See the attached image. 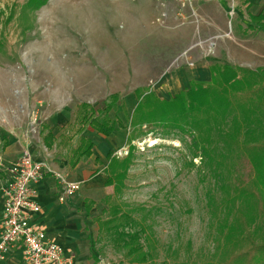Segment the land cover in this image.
Wrapping results in <instances>:
<instances>
[{
  "label": "rangeland",
  "instance_id": "obj_1",
  "mask_svg": "<svg viewBox=\"0 0 264 264\" xmlns=\"http://www.w3.org/2000/svg\"><path fill=\"white\" fill-rule=\"evenodd\" d=\"M96 1L47 0L38 7L29 0H0V117L19 118L26 140L24 150H33L56 172L81 182V190L72 196L78 202L72 215H67L77 222L69 228V255L74 264H94L93 255L100 259L98 264H129L115 227L108 223L114 207L144 227L154 246V264H206L213 259L225 264L220 256L214 257L217 243L219 254L230 250L243 229L235 216V220L224 221L229 210L218 183L219 171L228 173L224 178L232 181L250 180L255 193L261 195L254 197L263 202L264 161L246 155L233 156L220 168L215 163L203 165L204 159L194 156V134L163 124L136 130L130 121L139 88L169 99L188 87L185 82L190 79L210 80L213 63L264 66V29L247 28V0L220 1L224 9L211 11L210 19L208 14L186 8L185 16L175 13L171 24L165 16H146L142 10L134 9L131 15L103 10ZM254 1L259 10L263 3ZM161 4L180 8L175 0H161ZM136 5L135 1L134 8ZM205 74L208 78H203ZM57 92L61 105L68 98L72 114L68 123L55 127V142L49 148L42 132L47 106L39 99ZM112 95L120 99L110 116L116 123L121 120L123 126L106 138L84 122V115H93L83 103L100 109ZM206 113L201 117L209 124L214 114ZM81 126L83 134L95 143L94 153L72 168L69 159L80 144ZM128 135L135 138L134 158L123 184L106 183L107 154L129 147ZM59 195L60 205L72 198L61 202ZM233 195L235 208H249L245 218L255 215L248 207L254 197L249 202L238 189ZM85 200L94 203L90 211ZM250 229L247 227V232ZM129 230L131 227H125ZM144 238L142 235V242ZM256 257L264 258V253L250 251L242 264L253 263Z\"/></svg>",
  "mask_w": 264,
  "mask_h": 264
},
{
  "label": "trees",
  "instance_id": "obj_2",
  "mask_svg": "<svg viewBox=\"0 0 264 264\" xmlns=\"http://www.w3.org/2000/svg\"><path fill=\"white\" fill-rule=\"evenodd\" d=\"M46 2L47 0H29L28 3L40 7ZM257 27L264 29V11L260 15L251 16L248 29L255 30ZM209 69L210 80L191 79L188 87L169 99L161 98L153 90L137 89L138 101L130 126L137 130L144 125L163 124L167 127L177 128L184 133L194 134L193 146L197 150L194 156H201L204 159L203 165L209 166L215 163L220 168L233 156L243 157L246 155L255 158L254 160L264 161V66L251 68L217 62L210 65ZM119 99L118 95H112L110 101L100 109H94L91 104L83 103L84 107H90L93 115H84V122H87L93 130L105 137L110 136L112 132L123 126L121 120L116 123L110 116V112L117 106ZM202 106L208 109H202ZM206 112L214 114V119L209 124L201 117L202 114H207ZM84 129V126L79 128L80 144L72 152L70 158L72 167H76L82 158L91 157L94 153L95 143L91 138L83 135ZM134 139L128 135L129 154L123 159L112 152L107 154L109 162L106 170L109 176L106 183H114L116 186L123 184L134 158L132 151L135 147L132 146ZM48 144L51 145V141ZM226 174L228 175V173L224 174L219 171L218 178L219 186L225 192L224 198L227 203L225 208L229 210L227 214L225 213L224 221L235 220L233 218L235 216L242 223L243 230L238 243L230 250L225 249L219 254V244L217 243L214 257L215 255L216 257L220 256L225 264L231 262L242 264L241 260L247 258L250 251L259 250V254L264 253V234L261 236L257 234L259 230L264 232L262 228L264 227V201L261 202V199L258 198L261 195L255 193L250 180L232 181L224 178ZM237 189L249 198V202L254 196H258L252 200L254 204L248 206L255 212L256 217L254 215L251 218H245L249 208H235L237 205L233 192ZM242 202L244 203V201ZM86 205L90 211L94 203L92 200H86ZM112 209L114 215L108 220V223L115 227L114 233L120 237L121 246L124 247L129 258V264H154L152 260L154 246L148 239L144 227L137 225L130 215L120 209L116 207ZM229 215H231L230 218ZM242 218H245L246 224L243 223ZM125 227H131V230L125 231ZM247 227H251L248 232ZM255 234L257 238H254ZM142 235L145 236L143 242ZM232 235L233 232L227 237ZM242 245H247L251 249L245 250ZM98 259L96 257V261ZM254 262L264 264V258L256 257L253 263L244 264H255ZM206 264L217 263L213 259Z\"/></svg>",
  "mask_w": 264,
  "mask_h": 264
},
{
  "label": "crops",
  "instance_id": "obj_3",
  "mask_svg": "<svg viewBox=\"0 0 264 264\" xmlns=\"http://www.w3.org/2000/svg\"><path fill=\"white\" fill-rule=\"evenodd\" d=\"M135 1L137 3L136 8H134ZM220 1L224 0H194L192 7H189L187 9L191 8V10H193L195 14H197L196 12H201L205 16L208 14L207 17H209L210 19L211 14L213 13L211 11H213L214 9H224L223 7H221ZM247 1V6L250 7L248 10V17L250 18L251 23L252 15L257 16L264 11V0H260L263 5L259 10L255 8L256 6L254 5V0ZM96 2L99 4V8H102L103 10L106 9L110 12L120 11L122 12V14L129 13L131 15V12L134 9H137L138 11H135L140 12L142 10L143 12H145L146 16L149 15L150 17L165 15V19L167 20L168 24H171L172 20L176 18L175 13L176 15L178 14V16H181V14L185 16L186 12L184 11L186 8L180 7L181 9H177L173 8L169 4L163 5L161 4V0H97ZM94 9H96L95 6ZM127 10L131 11L126 12ZM244 31L246 33L248 30L245 29ZM235 65L242 66V64L239 63H236ZM204 76L205 77L203 78H208L206 77V74ZM189 81L185 82V84L187 83V86L189 85ZM179 91L180 90H178L177 92ZM58 93L59 92L52 93L53 97L48 99H39L41 101L40 103L46 102L45 105L47 106V108L43 110L47 121L45 120L44 123L46 124L42 126V132L44 134V142L49 148L52 147L55 142V127H57L58 125L64 126V124L68 123L72 114V112L70 111L68 98L66 99V102L61 105ZM169 97H171V95H169L168 98ZM69 100L72 101L73 99L70 97ZM42 105H44V103H42ZM18 120L19 118H16L14 120L13 118L11 119L6 115H2L0 117V161L2 163V166H0V236L2 231V216L4 210V199L2 197L1 188L8 185L12 180V175L9 169L11 165L21 157L23 150L26 147V140L24 139V136L22 135L23 133L19 128ZM50 141L52 143L51 145L48 144V142ZM31 152L35 159H44L43 157L37 155L33 150H31ZM60 192L61 186L51 175L47 176L44 180L39 183V202L42 210L41 212L34 214L31 217V223L33 225L43 228L46 232L48 239L53 240L59 245H61L66 251V253L70 254L69 248H71L72 245V237H69V230L73 228L72 225L77 226V222L75 221L74 223V221L69 220L67 215L69 212V215H72L71 211L73 209V205L78 202V199L72 197L69 200V203H67L66 205H60V203H58L57 201ZM84 204L86 210L89 211V209H87L86 200L84 201ZM92 258L95 259L96 256L93 255ZM76 262L75 264H79L78 261ZM0 264H25L22 247L20 245L13 247V249L9 252L7 256V259L0 260ZM94 264H98V261H96V259L94 260Z\"/></svg>",
  "mask_w": 264,
  "mask_h": 264
},
{
  "label": "built area",
  "instance_id": "obj_4",
  "mask_svg": "<svg viewBox=\"0 0 264 264\" xmlns=\"http://www.w3.org/2000/svg\"><path fill=\"white\" fill-rule=\"evenodd\" d=\"M175 1L181 8L192 7L194 2ZM181 16L183 17L182 14ZM128 154L129 147L125 146L115 152V155L122 158ZM9 171L12 180L1 188L4 210L0 260H4L13 247L20 245L25 264H74L73 257L66 253L61 245L48 239L43 228L31 223V217L42 210L39 202V183L47 176H53L61 186L59 195L61 202L77 194L81 190V182L56 172L46 159H35L29 149L23 150L21 157L11 165Z\"/></svg>",
  "mask_w": 264,
  "mask_h": 264
}]
</instances>
